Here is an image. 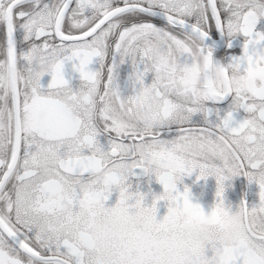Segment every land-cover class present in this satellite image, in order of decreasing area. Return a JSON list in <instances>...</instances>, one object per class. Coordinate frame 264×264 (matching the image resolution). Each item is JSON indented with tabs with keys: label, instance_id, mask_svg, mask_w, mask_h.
<instances>
[{
	"label": "snow or ice",
	"instance_id": "6c2138e0",
	"mask_svg": "<svg viewBox=\"0 0 264 264\" xmlns=\"http://www.w3.org/2000/svg\"><path fill=\"white\" fill-rule=\"evenodd\" d=\"M261 18L264 0H0V264H264ZM213 32L242 35V54L216 61ZM136 170L164 189L143 227ZM193 172L216 178L208 213L177 189ZM237 176L259 203L230 243H201L181 213L219 227Z\"/></svg>",
	"mask_w": 264,
	"mask_h": 264
},
{
	"label": "flooded vegetation",
	"instance_id": "af4514ba",
	"mask_svg": "<svg viewBox=\"0 0 264 264\" xmlns=\"http://www.w3.org/2000/svg\"><path fill=\"white\" fill-rule=\"evenodd\" d=\"M256 31L264 32V18H261L256 25ZM245 38L242 35H236L235 37H228L222 35L219 32L210 33L205 43L213 49V57L216 61L221 64H227L230 62L231 57L234 55H241L243 51V43ZM229 43L231 47H229ZM49 77H45L44 83H47ZM146 82H150V79ZM232 103V98L228 97L224 102L216 107L221 109L220 115L223 116L227 110L228 105ZM234 119L236 122H241L247 117V114L240 109L235 112ZM215 118V117H212ZM194 120H202V114H197L193 117ZM137 175L130 178L132 187L130 191H139L145 194L144 206L150 207L153 203L154 195H160L163 193V186L155 180V177H147L140 175V170H136ZM198 172H193L190 176H184L181 182L177 183V189L180 192L184 191L187 185L190 189V199L193 203L201 205L203 210L208 213L212 210V207L217 201L216 191L217 182L216 178L209 176L206 180H197ZM259 186L253 182L249 183L247 178L244 176L233 177L231 180L225 181V192L224 202L225 206L232 212L238 211V208L242 202H246L249 207L259 203ZM119 198V190L113 189L109 199L105 202L106 207H113L117 203ZM131 202H134L131 201ZM134 211V209H130ZM168 211V201L160 200L157 201V219H162Z\"/></svg>",
	"mask_w": 264,
	"mask_h": 264
},
{
	"label": "clouds",
	"instance_id": "9594fccd",
	"mask_svg": "<svg viewBox=\"0 0 264 264\" xmlns=\"http://www.w3.org/2000/svg\"><path fill=\"white\" fill-rule=\"evenodd\" d=\"M210 75L214 79H219L218 74L213 70ZM233 88L239 87L240 74L238 71L233 73ZM166 170L164 165L159 166L158 171L161 173ZM98 179H101L98 177ZM148 206L142 208H134L132 215L137 218L138 224L143 227L144 218L147 216ZM181 219H189V230L201 243H207L214 235L219 234L227 242H231L238 234L239 214L228 209L227 213L222 217V224L217 227L210 215H205L202 218L190 219L187 213H181Z\"/></svg>",
	"mask_w": 264,
	"mask_h": 264
}]
</instances>
